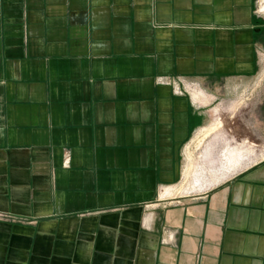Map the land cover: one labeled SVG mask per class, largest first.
I'll return each instance as SVG.
<instances>
[{
	"label": "crops",
	"instance_id": "1",
	"mask_svg": "<svg viewBox=\"0 0 264 264\" xmlns=\"http://www.w3.org/2000/svg\"><path fill=\"white\" fill-rule=\"evenodd\" d=\"M263 4L0 0V264H264V156L163 193L240 95L264 154Z\"/></svg>",
	"mask_w": 264,
	"mask_h": 264
},
{
	"label": "bare ground",
	"instance_id": "2",
	"mask_svg": "<svg viewBox=\"0 0 264 264\" xmlns=\"http://www.w3.org/2000/svg\"><path fill=\"white\" fill-rule=\"evenodd\" d=\"M262 10L264 11V4L262 6ZM195 88H190L194 97L197 99H202L204 96L203 93H199L197 91L198 89ZM212 129H214L213 125H209L202 129L200 133L194 137L193 142L198 139V136L205 135L209 130ZM220 144L221 143L218 138H214L211 142L206 144L207 146L205 147L201 158L196 162V165L188 164L184 171L182 183L175 188L167 187L163 192L164 195L172 194L174 192L183 194L191 193L194 190V192L207 190L264 156L263 153H259L260 155H258V153L251 146L248 145L246 147L241 146L240 144H237L236 147L233 148L228 147L227 144L225 146L222 144V150L219 153ZM189 153L188 158L190 160L192 159V156ZM209 167H212L211 170ZM190 181L193 182L194 186L190 188L191 191H189L190 189L188 186Z\"/></svg>",
	"mask_w": 264,
	"mask_h": 264
},
{
	"label": "rangeland",
	"instance_id": "3",
	"mask_svg": "<svg viewBox=\"0 0 264 264\" xmlns=\"http://www.w3.org/2000/svg\"><path fill=\"white\" fill-rule=\"evenodd\" d=\"M197 91L199 93L202 92L200 90ZM248 98L250 97L244 94L233 98L230 102L228 101L225 104L217 105L215 108V116L210 123L211 126L213 125L214 129L209 130V133L207 132L205 135L198 136V139L189 145L185 156V169L188 164L196 165V162L201 158L202 153L207 146L206 144L211 142L214 138L220 140L221 144L219 147V153L222 150V144L224 146L227 144L230 148L236 147L237 144L246 147L249 145L258 153V155L263 153L262 139L259 138L261 129L259 122L254 118L255 112L252 108V103ZM188 153L192 156V159L190 160L188 158ZM211 168L212 167H209L210 170ZM188 186L189 189L194 187L193 182L190 181ZM189 191H191V189Z\"/></svg>",
	"mask_w": 264,
	"mask_h": 264
},
{
	"label": "built area",
	"instance_id": "4",
	"mask_svg": "<svg viewBox=\"0 0 264 264\" xmlns=\"http://www.w3.org/2000/svg\"><path fill=\"white\" fill-rule=\"evenodd\" d=\"M68 163V161H66V164Z\"/></svg>",
	"mask_w": 264,
	"mask_h": 264
}]
</instances>
